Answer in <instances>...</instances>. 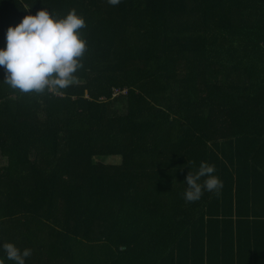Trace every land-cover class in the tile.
Returning <instances> with one entry per match:
<instances>
[{"label":"trees","instance_id":"trees-1","mask_svg":"<svg viewBox=\"0 0 264 264\" xmlns=\"http://www.w3.org/2000/svg\"><path fill=\"white\" fill-rule=\"evenodd\" d=\"M42 8L84 16L88 47L59 95L0 67V246L26 264H264V0H0V47ZM201 162L223 187L186 202Z\"/></svg>","mask_w":264,"mask_h":264},{"label":"clouds","instance_id":"clouds-1","mask_svg":"<svg viewBox=\"0 0 264 264\" xmlns=\"http://www.w3.org/2000/svg\"><path fill=\"white\" fill-rule=\"evenodd\" d=\"M122 0H107L117 6ZM25 9L30 7H24ZM86 27L84 16L72 10L64 16L50 8L26 15L6 32V46L0 47V67L5 69L3 82L22 93L49 92L59 95L77 81L76 73L83 67L82 58L88 43L81 29ZM184 183L186 202L201 199L204 192L218 193L222 180L215 175V165L201 162L189 172ZM7 260L26 264L32 250H21L14 243L2 246ZM0 264H4L0 259Z\"/></svg>","mask_w":264,"mask_h":264},{"label":"rangeland","instance_id":"rangeland-1","mask_svg":"<svg viewBox=\"0 0 264 264\" xmlns=\"http://www.w3.org/2000/svg\"><path fill=\"white\" fill-rule=\"evenodd\" d=\"M108 164H120L122 162L121 159H112V160H106Z\"/></svg>","mask_w":264,"mask_h":264}]
</instances>
